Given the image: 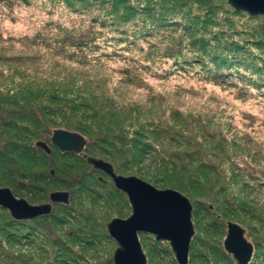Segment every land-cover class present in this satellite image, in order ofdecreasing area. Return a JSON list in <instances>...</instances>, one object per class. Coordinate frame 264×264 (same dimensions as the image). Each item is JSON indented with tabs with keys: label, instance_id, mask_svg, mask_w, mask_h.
I'll list each match as a JSON object with an SVG mask.
<instances>
[{
	"label": "rangeland",
	"instance_id": "rangeland-1",
	"mask_svg": "<svg viewBox=\"0 0 264 264\" xmlns=\"http://www.w3.org/2000/svg\"><path fill=\"white\" fill-rule=\"evenodd\" d=\"M117 1L83 0L77 1L75 6H70L66 0H0V36L5 44H14L22 52L27 51V48L23 46L21 39L38 33L54 37L63 35L65 29L89 40L73 48L72 60L67 61L59 57L60 63L51 67L31 65L30 69H27L21 65L16 69V66L0 62V89L15 87L32 91L26 95L29 100H38L29 103L33 109L37 106H70L66 99L76 100L82 105V98L88 99L91 107L86 105L82 110L88 112L90 119H81L79 116L73 119L75 122L89 124L92 130H95L96 126L101 127V132L110 134V140L114 144L119 143L120 137H127L129 142L138 145L135 151H131V147L128 148L125 156H114L112 163L115 167H123L120 175L136 176L151 185L155 184L154 187L160 190L178 186L189 191L188 194L193 195L195 200L220 207V210L216 211L211 205V216L217 220L222 219V209L233 208L232 214L236 221L245 223L247 227L257 228L256 239H261L264 243V223L259 224V215L264 212V88H259V85L264 83V16H250L245 11H236L229 5L228 0H183L184 6L178 7L177 10L176 2H171L174 19L164 21L163 2L125 0L124 4H118ZM132 3L143 12H139L134 19L125 23L123 21L129 14L131 17L132 10L130 11L129 7H133ZM115 7L117 14L112 12ZM149 10L151 11L148 12ZM146 16H150L147 21ZM208 18L212 20L211 23L207 22ZM208 42L211 44L208 51H212V56L215 54L235 58L230 59L234 65L221 75L215 71L214 65L210 68L208 59L202 64L200 60L195 61L197 52ZM226 46L232 49L231 55L222 54ZM147 53L155 55L145 62L143 58ZM130 78L136 82L128 81ZM56 92L64 96L63 102L52 101ZM97 108L102 109L101 117L93 114ZM43 116L55 122L48 126L52 129L45 138V141L50 143L52 131L66 130L68 120L47 113ZM208 129L233 143L223 163H220V159L224 158L220 157L217 148L212 147V155L206 150L211 145L210 142L214 141H200L196 137V133ZM140 132L146 135H139ZM114 135H118V139L114 140ZM173 137L179 144L167 143V140ZM187 138H193L200 145L195 144L196 149L184 146V140ZM155 144H160L162 148L155 151L146 150V147ZM4 151L0 152L2 170L8 167ZM197 151L202 152L199 158L193 157L198 155ZM175 152L190 155L189 159H180V163L184 164L186 170H194L193 176L200 174L203 177L201 186L197 185L198 190L183 173H173L166 169L169 166V157ZM90 153L87 145L82 154L74 157L81 161L84 156L110 161L98 153ZM135 153H138L137 159H134ZM207 159L213 166L220 165L224 175L216 176L214 172L203 169V163ZM162 160L166 166L160 168ZM91 167L93 166H88L87 173L93 171ZM236 169H239V173ZM96 176L97 174L89 181L95 183ZM232 179L236 181L233 184L230 183ZM248 179L251 184L261 183L262 188L251 190ZM106 180L112 181L111 178ZM19 182L28 185L26 178ZM0 185L3 187L1 181ZM16 197L27 199L22 194ZM216 197L219 202L215 200ZM127 199L128 196L124 193L121 213L117 207L98 205L99 208H104L101 211V224L90 221L87 228L94 224V232L97 233L104 230L102 226L108 230L106 223L108 225L115 218H129L132 215V207ZM196 205L199 206L193 203V209H197ZM246 207L254 212L256 217L250 218V214H244ZM0 218V223L3 224L6 218L1 216V212ZM70 222L68 219V223L58 230L62 239H67L70 234ZM209 222L207 221L206 229H210L211 233L207 235L202 231L199 237H207L211 241L216 239L220 248H224L227 226L215 237L214 228L208 225ZM200 223L203 227L206 221L200 219ZM13 226L15 224L6 226L7 229L0 232V253H6L2 250L8 249L14 250L15 256H19L20 252H25L23 248L21 250L20 245L14 244L10 235L13 232L22 234V228ZM90 235L88 230L85 239L92 240ZM140 239L148 263L151 257L150 252L148 255L151 239L144 235L140 236ZM96 240L97 238L92 240L91 244H73L77 250V262L66 255L60 257L68 259L69 264H99L107 256L101 249L96 250ZM248 241L255 245L253 240ZM261 247L262 253V243ZM255 253L256 250L254 256ZM82 254L86 256L87 261L80 259ZM20 259L22 264H33L24 262L22 257ZM174 259L172 251V256L167 255L164 264H171ZM13 261L19 264L15 258ZM33 261L34 264L38 262L35 259ZM44 261L49 262V258ZM59 264L64 263L59 261Z\"/></svg>",
	"mask_w": 264,
	"mask_h": 264
},
{
	"label": "trees",
	"instance_id": "trees-1",
	"mask_svg": "<svg viewBox=\"0 0 264 264\" xmlns=\"http://www.w3.org/2000/svg\"><path fill=\"white\" fill-rule=\"evenodd\" d=\"M66 1L69 5L71 4L70 6H75L77 5V1L82 2L83 0ZM158 1L163 2L162 19L164 21H172L174 19V8L171 2H176V10L178 7L184 6L182 5L183 0ZM117 2L118 4H124L125 0H118ZM132 6V8L129 7V10H132V12H130L131 17L129 14V16L125 18V21H121L125 23L129 22L134 19L139 12H143L142 10L139 11L135 4L132 3ZM112 12L117 14V8L115 7ZM164 15L166 17H164ZM146 17L148 18L145 19V21L150 19V16ZM207 22L211 23L212 20L208 18ZM63 32V35L61 34L54 37H49L41 33L32 37L25 36L21 39L23 46L27 48V51L24 52L17 49L14 44H5L4 39L0 36V62L14 67L16 66V69L17 66L21 65L22 67L30 69L29 66L31 65H36V67L42 65H49L50 67L54 66L60 63L59 61L61 60H58L59 57L70 61L74 58L73 48L83 45L89 40L82 39L81 36H77L78 34L73 31L64 29ZM210 45L211 44L209 42L206 43L202 50L197 52L198 56L195 61L200 60L202 64L208 59L211 64L210 68H213L212 65H214L215 71L221 75L222 72H225L234 65L233 60L231 61L230 59L235 58L220 57L215 54L212 56V51H208V47ZM230 50L232 49L226 46L222 50V54L226 53L227 55H231L232 52ZM154 55L155 53H147L143 60L148 62ZM22 71L26 72V70L23 69ZM128 81L136 82L133 78H130ZM5 86H8V84H5ZM26 87L29 88V86ZM259 88L263 89L264 83H262L261 86L259 85ZM0 90H2V92H0V152L5 150L3 153H5V159L8 161V167H5L3 170L0 169V181L2 186L11 188L16 196L22 194V196H25L27 198L26 200H28L31 204L47 203L53 192H66L69 194L68 203H53V208L50 214L28 221L16 220L11 216L8 210L0 207L1 216L6 218L3 224L0 223V232H4L7 229L6 226H12L13 224H15L13 228H22V234L13 232L10 237L13 239L14 244L20 245L21 250L23 248L25 253L20 252L19 256L22 257L23 261L26 263L34 264L33 259H35V261H38L37 264H59V261H63L64 264H69L67 261L68 259H64L60 257V255H66L77 262V250L73 247V244L78 242L91 244L93 243L92 240L97 238L96 250L101 249L107 256V258H103L102 262H99V264H114L113 255L117 249L116 241L110 236L108 230H105L104 226H102L104 230L96 233L94 232V224L89 226V228H87V224L90 221L92 223L101 224V211L104 209L99 208L101 204H107L110 208L117 207V210L121 213V203L123 201L124 193L114 188L115 185L113 182L111 180H106V178L110 179V177L105 176V174L100 170H96L91 167L90 169L93 171L87 173L88 166H91L87 160L88 156L84 157L83 161H81L79 158L74 157L76 155L75 153L63 154L54 149L52 150L51 155H49L44 149L37 146L38 142H45V138L49 135L50 130L52 129L48 126L55 123L54 121L48 120L45 116H43V114L47 113L54 117H62L64 120H68V124L65 127L66 130L83 135L87 140L88 149H90L91 152L90 154L98 153L100 156L110 160L111 162H108L113 165L115 172L117 174L119 173V175L123 167L119 165H116L115 167L112 163L114 162V156H125L128 152V148L131 147V151H135L138 148V145L136 143L129 142L127 137L124 139L120 137L119 143L114 144L110 140V134L101 132V127L96 126L95 130H92L89 124L82 125L81 122H75L73 119L79 116L81 119H90L88 112L82 110V108L86 107V105L88 108L91 107L88 103V99L86 98H82V105L76 100L66 99L70 106L62 108L37 106V108L33 109L29 103L38 102V100H29L26 95L28 92L32 91H27L26 88L18 89L15 87ZM57 92L52 96V101L61 103L65 100V98L62 94ZM78 106L80 107L79 109ZM101 110V108H97V111H93V114H97L101 117ZM68 113H71L72 115H69ZM39 114L42 115L39 116ZM95 131L96 133H94ZM108 132L110 133V130ZM196 134V137L200 141H204L205 139L207 141H214L212 143L210 142L211 145L208 146L206 150L212 155V147L217 148L220 152V157L224 158L220 159V163H223L226 155L228 154L227 151L231 149V145L233 143H231L227 138L219 137L210 129L200 131ZM139 135L146 134L140 132ZM116 139H118V135H114V140ZM137 142L140 141L137 140ZM172 142L178 143L174 137L173 139L167 140L169 145H171ZM184 142V146L186 145L187 147H192L194 149L197 148L194 146L195 144H198V146L200 145L194 141L193 138H187ZM104 147H106L105 150ZM157 148H162V146L160 144H155L152 147L149 145L146 147V150L155 151ZM197 154V156L193 157L199 158L202 156V152L197 151ZM108 155H110L111 158ZM189 156L190 155H185L184 153L175 152L174 155L169 157V166H167L166 169L173 173H183L194 185V188L198 190L197 188L199 187L197 185L201 186L204 181L203 177L200 174L193 176L192 174L194 170H186L184 164L180 163V159L183 157H187V159H189ZM138 157V153H135L134 159H137ZM208 162V159L204 161L202 166L203 169L214 172L216 176L224 175L220 165L217 167L209 164ZM161 166H166L164 160H162L160 168ZM236 170H238L239 173V169ZM95 174H97L95 183H91L89 180H91L90 178L94 177ZM162 174L165 175L166 173ZM23 178L28 180V187L26 189L22 187V182H19V180L22 181ZM235 182L236 181L232 179L230 183L233 184ZM247 183L253 191H257L262 188V184L259 182L251 184V180L248 179ZM167 189L177 190L187 196L192 205L193 203L199 204V206L196 205L198 210L195 208L193 209V221L196 231L190 245L189 264H238L234 260L233 256L226 252L225 247L220 248L216 239L211 241L207 237H199V233L202 231L207 235L211 233L210 229H206L207 221H210L208 225L211 228H214L213 235L215 237L220 235L224 229H226L228 222L241 225V227L247 232V238L249 240H253L255 243L254 246H256V253L250 264L263 263L264 251L262 253L260 251L262 249L261 243L263 244V247L264 243L261 239H256L258 229L254 226L247 227L244 225L245 223L236 221L232 214V211L234 210L233 208L222 209V219L217 220L215 217L211 216V208L213 206L216 211H219L220 207H217L214 204L208 205L206 202L197 201L194 199L193 195L188 194L189 191H185L178 186ZM184 192H187V194ZM215 200L219 202L217 197ZM127 201L129 202V199H127ZM63 208L65 212H63ZM245 213L250 214V218L256 217L254 212L247 209V207L244 209V214ZM68 219L71 221L69 223L70 234L67 239H62L58 230H61L62 228L60 227L65 223H68ZM200 219L206 221L203 227H201ZM1 220L2 219L0 218V221ZM196 222L198 225H196ZM262 223H264V212L259 215V224ZM13 228L11 229L13 230ZM88 230L91 234L90 237L92 240L85 239ZM147 237L151 239V243L149 244L150 246L148 247V255L150 252L151 257L149 256L150 259L147 264H164L166 256H172L170 244L167 242H159L150 234ZM2 251L6 253H0V264H9L14 258L19 261V264H22V259H20L19 256H15L14 250L7 249ZM7 258L9 262H7ZM45 258H49V262H45ZM80 259L87 261L84 254H82V256L80 255ZM11 264L17 263L13 261ZM171 264H178V262L174 259Z\"/></svg>",
	"mask_w": 264,
	"mask_h": 264
},
{
	"label": "water",
	"instance_id": "water-1",
	"mask_svg": "<svg viewBox=\"0 0 264 264\" xmlns=\"http://www.w3.org/2000/svg\"><path fill=\"white\" fill-rule=\"evenodd\" d=\"M236 11H245L250 16H264V0H228ZM51 143L61 152L82 154L87 145L85 137L76 132L56 129ZM37 146L50 152L48 145L38 142ZM94 169L109 176L115 187L126 193L132 207V215L127 219L115 218L108 225L110 236L118 247L114 252V264H146L139 233L155 236L159 242H168L178 264L189 263V252L195 234L189 199L172 189L160 190L136 176L118 175L111 163L95 158H87ZM51 202H69L66 192H53ZM0 207L7 209L16 220H33L52 211V204L32 205L26 199L14 195L10 188L0 185ZM224 247L238 264H250L254 257V245L245 236V230L237 223H227Z\"/></svg>",
	"mask_w": 264,
	"mask_h": 264
},
{
	"label": "flooded vegetation",
	"instance_id": "flooded-vegetation-1",
	"mask_svg": "<svg viewBox=\"0 0 264 264\" xmlns=\"http://www.w3.org/2000/svg\"><path fill=\"white\" fill-rule=\"evenodd\" d=\"M52 134H53V132H52ZM52 136V135H51ZM49 142L50 143H48V142H46L45 141V143L48 145V147H49V149H50V152H47V154H49V155H51V152H52V150L54 149V150H56V151H58V152H60V153H72L73 154V152H61L57 147H55L54 145H52V143H51V139L49 140ZM40 148H42L43 149V147H40ZM86 148V147H85ZM84 151V150H83ZM77 155V154H76ZM84 157H86V156H84ZM102 172V171H101ZM106 175V174H105ZM22 187L24 188V189H26L27 187H28V185L27 184H23L22 183ZM49 201L51 202V199H49ZM29 202V201H28ZM50 202H48V203H50ZM30 203V202H29ZM31 204V203H30ZM44 204H47V203H44ZM32 205H41V204H32ZM52 206H53V203H52ZM53 208V207H52ZM193 222V221H192ZM193 226H194V224H193ZM142 235H144V236H146L147 237V235H149L148 233H139V239H140V236H142ZM151 235V234H150ZM195 235V234H194ZM153 236V235H152ZM194 237V236H193ZM154 238H155V236H154ZM193 239V238H192ZM140 242H141V239H140ZM164 242V241H163ZM192 242V241H191ZM141 245H142V243H141ZM191 245V244H190ZM171 247V246H170ZM172 249V248H171ZM173 251V250H172ZM174 253V252H173ZM190 253V252H189ZM174 256H175V254H174ZM175 259H176V257H175ZM189 264V263H188Z\"/></svg>",
	"mask_w": 264,
	"mask_h": 264
},
{
	"label": "bare ground",
	"instance_id": "bare-ground-1",
	"mask_svg": "<svg viewBox=\"0 0 264 264\" xmlns=\"http://www.w3.org/2000/svg\"><path fill=\"white\" fill-rule=\"evenodd\" d=\"M45 150V149H44ZM46 151V150H45ZM28 221V220H27ZM225 241V240H224ZM254 252H255V249H254ZM147 264V263H146Z\"/></svg>",
	"mask_w": 264,
	"mask_h": 264
}]
</instances>
